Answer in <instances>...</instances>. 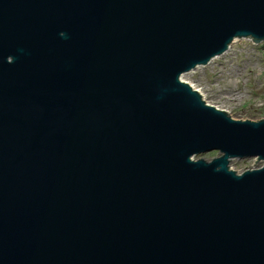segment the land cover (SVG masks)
Masks as SVG:
<instances>
[{
    "label": "water",
    "instance_id": "1",
    "mask_svg": "<svg viewBox=\"0 0 264 264\" xmlns=\"http://www.w3.org/2000/svg\"><path fill=\"white\" fill-rule=\"evenodd\" d=\"M241 38L264 0H0V264H264V118L181 80Z\"/></svg>",
    "mask_w": 264,
    "mask_h": 264
},
{
    "label": "rangeland",
    "instance_id": "2",
    "mask_svg": "<svg viewBox=\"0 0 264 264\" xmlns=\"http://www.w3.org/2000/svg\"><path fill=\"white\" fill-rule=\"evenodd\" d=\"M229 48L206 65L197 66L183 74L182 80L198 90L206 103L227 111L233 119H262L264 40L255 43L250 38L236 39ZM229 93L234 99H230L233 97H229ZM218 154L217 151H211L205 153L204 157L211 159ZM260 164L254 158L233 159L230 168L242 172Z\"/></svg>",
    "mask_w": 264,
    "mask_h": 264
},
{
    "label": "bare ground",
    "instance_id": "3",
    "mask_svg": "<svg viewBox=\"0 0 264 264\" xmlns=\"http://www.w3.org/2000/svg\"><path fill=\"white\" fill-rule=\"evenodd\" d=\"M229 49H230V48H229ZM181 79H183L182 76H181ZM227 95H228V94H227ZM229 97H233V96H232V93H229ZM215 98L218 99V97H215ZM230 99H234V97H233V98H230Z\"/></svg>",
    "mask_w": 264,
    "mask_h": 264
}]
</instances>
